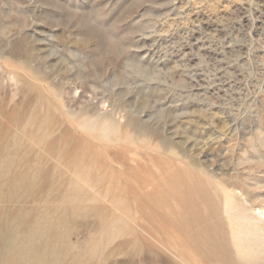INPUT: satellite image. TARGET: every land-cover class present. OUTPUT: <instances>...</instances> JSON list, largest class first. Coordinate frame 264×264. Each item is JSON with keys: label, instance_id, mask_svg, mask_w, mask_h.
<instances>
[{"label": "rangeland", "instance_id": "374dc122", "mask_svg": "<svg viewBox=\"0 0 264 264\" xmlns=\"http://www.w3.org/2000/svg\"><path fill=\"white\" fill-rule=\"evenodd\" d=\"M0 264H264V0H0Z\"/></svg>", "mask_w": 264, "mask_h": 264}, {"label": "bare ground", "instance_id": "6f19581e", "mask_svg": "<svg viewBox=\"0 0 264 264\" xmlns=\"http://www.w3.org/2000/svg\"><path fill=\"white\" fill-rule=\"evenodd\" d=\"M260 212V211H259Z\"/></svg>", "mask_w": 264, "mask_h": 264}]
</instances>
